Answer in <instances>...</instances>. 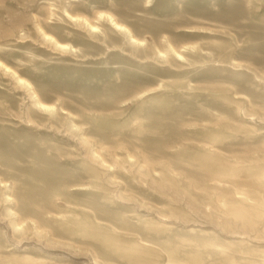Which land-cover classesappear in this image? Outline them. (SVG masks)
<instances>
[{
  "label": "rangeland",
  "instance_id": "obj_1",
  "mask_svg": "<svg viewBox=\"0 0 264 264\" xmlns=\"http://www.w3.org/2000/svg\"><path fill=\"white\" fill-rule=\"evenodd\" d=\"M0 59V264H264V0H0Z\"/></svg>",
  "mask_w": 264,
  "mask_h": 264
},
{
  "label": "bare ground",
  "instance_id": "obj_2",
  "mask_svg": "<svg viewBox=\"0 0 264 264\" xmlns=\"http://www.w3.org/2000/svg\"><path fill=\"white\" fill-rule=\"evenodd\" d=\"M64 14L67 17H69L72 21H75V22L87 27L89 30H91L93 32L101 30L100 26L97 23H94V22L90 21V19L88 17H86V16L74 15L68 9H64ZM99 18L106 19L112 25V27H114L115 29H117V30L123 32L124 34H126L129 37V39H130V41L132 43H138V44L145 43L144 40L139 39L138 37H136L133 34V32L130 29V27H128L126 24L120 22L116 18V16L113 15L112 13H109V12H106V11H101L99 13ZM38 29L41 31V33L43 34L45 39H47L51 43L55 44L57 47H59L61 49H64V50L77 51V47H75L73 44H71L69 42L60 41L53 34H50V33L46 32L42 27H40ZM187 48H189V47H186V49ZM159 52H160L161 55H165L166 54V52L162 51V50H160ZM173 53L179 59H184L185 58V55L182 53L181 50L173 48ZM0 67H1V69H4L5 72L11 73L13 76H15V78H17L19 82L31 85V83L27 79L22 77L14 68H12L10 65L6 64L1 59H0ZM35 97L37 99L36 101H37L38 105L41 108H44L46 110H53L54 109L55 106L53 104H49V103L43 102L36 95H35ZM19 227H21L20 224H16L15 229H18Z\"/></svg>",
  "mask_w": 264,
  "mask_h": 264
}]
</instances>
